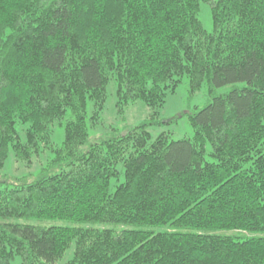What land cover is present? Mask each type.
Returning a JSON list of instances; mask_svg holds the SVG:
<instances>
[{
    "label": "trees",
    "instance_id": "trees-1",
    "mask_svg": "<svg viewBox=\"0 0 264 264\" xmlns=\"http://www.w3.org/2000/svg\"><path fill=\"white\" fill-rule=\"evenodd\" d=\"M185 79L211 97L192 139L143 123L90 141L111 82L155 120ZM45 150L48 171L0 183V264L72 245L65 264H264V0H0V167Z\"/></svg>",
    "mask_w": 264,
    "mask_h": 264
},
{
    "label": "rangeland",
    "instance_id": "rangeland-1",
    "mask_svg": "<svg viewBox=\"0 0 264 264\" xmlns=\"http://www.w3.org/2000/svg\"><path fill=\"white\" fill-rule=\"evenodd\" d=\"M200 20L204 28L211 32L213 30L211 11L208 5H202L200 11ZM245 83H237L225 85L217 88L214 95L227 94L235 88L244 87ZM115 82H111L108 87V100L102 111L99 112V119L93 125L91 117L94 113L93 104L88 105V124L90 126V141H100L111 136H116L129 131L143 123L149 124V131L152 140H155L160 134L167 133L172 140L178 141L182 139H192L194 130L191 126L188 115L195 109L205 107L210 101L209 89L204 86L195 94H191L188 88V81L185 79L179 85L174 93L166 98L164 106L160 109L157 119L153 120L150 115L151 111L143 102L129 103L127 106L118 104V97ZM53 140L57 147L62 146L65 133L64 129L56 124L53 127ZM151 140V141H152ZM55 155L50 150H45L40 156H35L32 162L17 160L11 154L3 167H0V183L20 184L23 182L33 181L34 178L41 173L42 170L49 169V160ZM124 180L122 174L119 179L115 178L111 181V191H114L116 185ZM42 224V223H41ZM45 225L64 226L68 223L63 221H51ZM74 257V245L67 251L66 255L57 262V264H65ZM11 264H21L19 257H16Z\"/></svg>",
    "mask_w": 264,
    "mask_h": 264
}]
</instances>
